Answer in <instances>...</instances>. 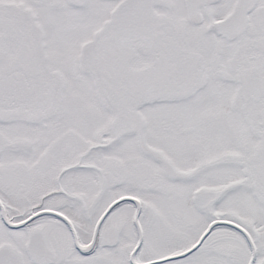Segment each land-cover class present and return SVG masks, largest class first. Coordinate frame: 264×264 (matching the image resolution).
Masks as SVG:
<instances>
[{"label": "snow or ice", "instance_id": "6c2138e0", "mask_svg": "<svg viewBox=\"0 0 264 264\" xmlns=\"http://www.w3.org/2000/svg\"><path fill=\"white\" fill-rule=\"evenodd\" d=\"M0 264H264V0H0Z\"/></svg>", "mask_w": 264, "mask_h": 264}]
</instances>
